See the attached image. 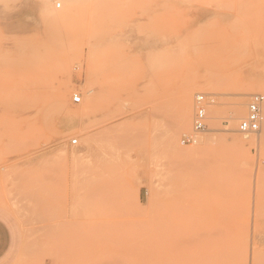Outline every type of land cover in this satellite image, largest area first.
Returning a JSON list of instances; mask_svg holds the SVG:
<instances>
[{
	"label": "rangeland",
	"instance_id": "obj_1",
	"mask_svg": "<svg viewBox=\"0 0 264 264\" xmlns=\"http://www.w3.org/2000/svg\"><path fill=\"white\" fill-rule=\"evenodd\" d=\"M258 93L264 0H0L1 264H207L203 224L234 234L220 264H264Z\"/></svg>",
	"mask_w": 264,
	"mask_h": 264
},
{
	"label": "built area",
	"instance_id": "obj_2",
	"mask_svg": "<svg viewBox=\"0 0 264 264\" xmlns=\"http://www.w3.org/2000/svg\"><path fill=\"white\" fill-rule=\"evenodd\" d=\"M79 95L74 96V102L81 103ZM195 115L192 132L183 138V145L194 146L199 142V136L207 129V106L208 100L205 95L199 94L195 97ZM264 95L254 94L250 97L247 105V115L239 123L238 132L244 137H250L261 131L264 123ZM75 140L73 144H77Z\"/></svg>",
	"mask_w": 264,
	"mask_h": 264
},
{
	"label": "bare ground",
	"instance_id": "obj_3",
	"mask_svg": "<svg viewBox=\"0 0 264 264\" xmlns=\"http://www.w3.org/2000/svg\"><path fill=\"white\" fill-rule=\"evenodd\" d=\"M92 105V104H91ZM186 107V109L188 108V103H186V105H185ZM216 118H218V117H216ZM215 119V118H214ZM189 122H190V118H189V111H188V109L185 111V109H184V112H183V114H182V117H181V119L179 120V122H178V124H177V136L176 137H178V135H180V133H181V131L182 130H184L186 127H188V125H189ZM232 122V121H231ZM191 123V122H190ZM227 128H226V131H230V130H233L232 128L234 127V124H231L230 126H226ZM189 128V127H188ZM182 134V133H181ZM236 138V137H235ZM93 139V138H92ZM91 139V141L93 142V140ZM245 139H248V141H249V143L250 144H252V145H254V144H256V143H258L259 145H262L263 143H264V139H257V138H255V137H245ZM232 143H233V141H232ZM176 147H178V149L180 150V147L179 146H177L176 145ZM177 149V150H178ZM179 150H178V152H179ZM181 151V150H180ZM180 153V152H179ZM181 153H182V151H181ZM201 153V152H200ZM184 154V153H183ZM203 223H204V221H203ZM206 223V222H205ZM211 225V224H210ZM203 226L205 227H203L202 228V234H201V236H200V241H199V244H200V246H201V255H202V258H203V260H205L206 262H207V264H220V259H221V256H220V258H218V256H219V253H220V255H222V253H223V247H221V251L218 249V247L220 246L219 245V243L218 242H220V244L221 243H224L225 242V240H226V242L229 240V238L231 237L232 239H233V236H234V234H232V235H230V236H228V237H224L225 235V230H224V227H225V225H224V227H223V229L221 230V229H216V227L214 226V229H212L211 231H209L210 230V228H208V229H206V225H204L203 224ZM210 227V226H209ZM213 228V227H212ZM208 230V231H207ZM232 230H234V229H232ZM247 230V229H246ZM245 230V231H246ZM249 230V229H248ZM222 231H224V233L222 232ZM243 232V230H240L238 233H240V232ZM244 231V236H243V233H242V238H244L245 240H246V243H245V245L247 246L246 247V250H248V235H247V233L249 234V231L246 233ZM227 232V231H226ZM234 232V231H233ZM235 233H236V235H235V237L234 238H236V236L238 235L237 234V232L235 231ZM229 234V233H228ZM222 235H224L223 237H222ZM250 237V236H249ZM225 238H228V239H225ZM238 239H239V235H238V237H237ZM241 238V237H240ZM175 239V238H174ZM222 241H221V240ZM243 240V239H242ZM224 241V242H223ZM230 241V240H229ZM233 241L235 242V239H233ZM250 241V240H249ZM191 241H185L184 240V237H180V238H178V239H175V244H177V248L179 249V250H182L183 249V246L184 245H186V244H189ZM245 242V241H244ZM238 243H240L239 241H238ZM243 244V243H242ZM219 245V246H218ZM224 249L226 250V248H227V244H225L224 243ZM236 245H238V244H236ZM235 245V246H236ZM245 245H244V249H245ZM196 246V245H195ZM221 246H222V244H221ZM240 246H243V245H241V243H240V245L238 246V247H240ZM197 247V246H196ZM171 248H174V247H171ZM174 249H176V248H174ZM173 249V250H174ZM218 250H219V252H218ZM177 251V250H176ZM196 252V251H195ZM191 253H192V251H191ZM178 254V253H177ZM181 254V253H180ZM182 255V254H181ZM193 255H194V253H193ZM246 255H247V253H246ZM177 256V255H176ZM246 258H247V256H246ZM203 264V263H202Z\"/></svg>",
	"mask_w": 264,
	"mask_h": 264
},
{
	"label": "crops",
	"instance_id": "obj_4",
	"mask_svg": "<svg viewBox=\"0 0 264 264\" xmlns=\"http://www.w3.org/2000/svg\"><path fill=\"white\" fill-rule=\"evenodd\" d=\"M12 243V234L5 221L0 219V264L8 255Z\"/></svg>",
	"mask_w": 264,
	"mask_h": 264
}]
</instances>
